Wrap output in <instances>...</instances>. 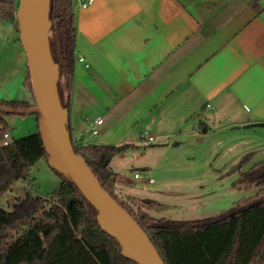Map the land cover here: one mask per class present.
Masks as SVG:
<instances>
[{
	"label": "crops",
	"instance_id": "obj_1",
	"mask_svg": "<svg viewBox=\"0 0 264 264\" xmlns=\"http://www.w3.org/2000/svg\"><path fill=\"white\" fill-rule=\"evenodd\" d=\"M73 13L75 62L60 79L67 129L85 144L124 145L109 162L115 185L116 156L150 171L124 154L180 144L209 125L252 130L254 151L264 147V0H73ZM96 116L93 137L87 120Z\"/></svg>",
	"mask_w": 264,
	"mask_h": 264
},
{
	"label": "trees",
	"instance_id": "obj_2",
	"mask_svg": "<svg viewBox=\"0 0 264 264\" xmlns=\"http://www.w3.org/2000/svg\"><path fill=\"white\" fill-rule=\"evenodd\" d=\"M18 4V0H0V21L17 22ZM49 19V47L54 62L59 65L60 80L62 74H72L75 62L73 0H50ZM29 77L28 73L25 86L32 103L0 100V104L13 108L35 106ZM59 80V97L62 106L69 110ZM9 114L13 113L0 111V195L16 181L25 180L39 158L48 157L38 130L19 138L12 136L9 144L1 145L9 129L5 119ZM72 144L103 188L148 234L164 264H264V167H261L264 162L241 173L240 182L247 187L254 184L255 195L228 210L200 219L154 218L142 207L165 205L134 197L121 199L114 192L117 174L109 162L125 149L124 145H80L73 141ZM55 173L60 182L54 191L55 201L49 207L43 205L39 196L29 193L18 199L10 211L0 207V237L8 229L14 233L8 241L0 242V264H137L124 257L116 239L101 230L96 210L75 184L58 171ZM244 205L247 207L238 210Z\"/></svg>",
	"mask_w": 264,
	"mask_h": 264
},
{
	"label": "rangeland",
	"instance_id": "obj_3",
	"mask_svg": "<svg viewBox=\"0 0 264 264\" xmlns=\"http://www.w3.org/2000/svg\"><path fill=\"white\" fill-rule=\"evenodd\" d=\"M19 38L17 22L6 24L0 21V97L24 98L29 94L25 86L29 73L28 60ZM27 100L32 103V96ZM5 119L7 130L14 138L38 130L35 114H9ZM209 126L206 134L199 131V134L179 138L180 144L173 143L165 148L158 143L152 146L139 143L132 152L124 154L127 158H138V162L146 163L150 171L136 169L131 162L122 164L118 159L123 155L116 156L113 166L120 178L114 192L118 198L188 203L163 208L154 205L142 207L154 218L187 220L218 215L237 202L253 197L257 192L256 186L247 187L240 182V178L242 172L264 160V147L254 151L252 146L256 133L249 130L244 134V130ZM261 134L264 136V133ZM247 155L246 161L241 162ZM134 171L151 178L152 182L135 179ZM59 182V176L48 165L47 159L39 158L25 180L16 181L10 190L0 195V207L10 211L14 203L28 193L39 196L44 201L43 205L49 207L55 201L53 195ZM5 231L7 234L0 237V242L8 241L14 235L9 229Z\"/></svg>",
	"mask_w": 264,
	"mask_h": 264
},
{
	"label": "water",
	"instance_id": "obj_4",
	"mask_svg": "<svg viewBox=\"0 0 264 264\" xmlns=\"http://www.w3.org/2000/svg\"><path fill=\"white\" fill-rule=\"evenodd\" d=\"M16 18L20 43L28 60L35 106L13 108L0 104V111L37 114V128L48 153L47 163L68 177L96 210L101 230L116 239L121 254L137 264H164L148 234L136 220L103 188L84 156L75 153L67 129L69 110L62 106L58 91L59 65L54 62L48 40L51 25L50 0H18ZM180 206L188 203H158ZM247 205L240 209L246 208Z\"/></svg>",
	"mask_w": 264,
	"mask_h": 264
},
{
	"label": "built area",
	"instance_id": "obj_5",
	"mask_svg": "<svg viewBox=\"0 0 264 264\" xmlns=\"http://www.w3.org/2000/svg\"><path fill=\"white\" fill-rule=\"evenodd\" d=\"M93 0H77V4L78 6L81 7H86L87 5H89ZM79 61H82L83 58L79 57L78 58ZM87 65V64H86ZM209 106V105H208ZM102 122V118L100 116H96L92 119H88L87 120V125H88V130H89V134L93 137H95L98 133V125ZM141 139L147 143H151L154 141V137L153 135L149 134L146 131H143L140 135ZM12 141V136L9 132L4 133L3 138L1 139V145H7ZM72 141L76 144H80V145H84L85 143L80 141L78 142L76 139ZM134 178H141V175L138 172H135L133 174ZM143 178V177H142ZM146 182H152V179L149 177H145L143 178Z\"/></svg>",
	"mask_w": 264,
	"mask_h": 264
}]
</instances>
